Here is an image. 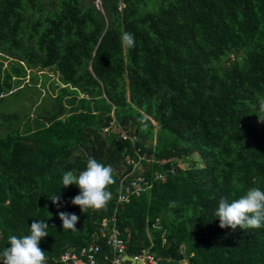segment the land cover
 I'll return each instance as SVG.
<instances>
[{
  "label": "trees",
  "instance_id": "16d2710c",
  "mask_svg": "<svg viewBox=\"0 0 264 264\" xmlns=\"http://www.w3.org/2000/svg\"><path fill=\"white\" fill-rule=\"evenodd\" d=\"M98 5L0 0V100L29 87L18 83L34 68L61 85L35 114L0 111V264L33 220L49 224L46 264H62L65 248L92 242L112 215L126 252L148 249L156 264H264V228L221 229L215 216L221 197L264 190V0ZM123 32L135 47L122 46ZM90 157L113 167L115 183L106 209L82 213L62 176ZM131 170L151 186L116 203ZM59 211L80 217L76 231L63 230Z\"/></svg>",
  "mask_w": 264,
  "mask_h": 264
},
{
  "label": "clouds",
  "instance_id": "9594fccd",
  "mask_svg": "<svg viewBox=\"0 0 264 264\" xmlns=\"http://www.w3.org/2000/svg\"><path fill=\"white\" fill-rule=\"evenodd\" d=\"M123 47H135L134 34L123 32L121 34ZM259 110L264 111V98L259 100ZM260 122H264L258 118ZM115 183L114 169L111 165L105 166L94 158L87 160L86 169L78 174L75 171H67L62 176L64 188L75 185L79 194L71 200V204L78 206L84 213L88 209H106L112 199L109 187ZM59 194L51 201L59 208ZM59 219L62 221L63 230L76 231L80 217L75 213L59 211ZM215 216L219 220L221 229L237 228H264V190L260 187H252L243 196L232 200L221 197ZM49 224L44 221L33 220L30 226V234L18 237L11 235L8 238V247L2 252V264H46V252L39 246L40 241L49 236Z\"/></svg>",
  "mask_w": 264,
  "mask_h": 264
},
{
  "label": "built area",
  "instance_id": "2783aa9c",
  "mask_svg": "<svg viewBox=\"0 0 264 264\" xmlns=\"http://www.w3.org/2000/svg\"><path fill=\"white\" fill-rule=\"evenodd\" d=\"M110 126L104 127L103 131L110 130ZM120 137L125 138L127 135L121 131ZM129 139L133 142L135 140V136L132 135ZM132 170L125 174L118 182V189L115 195L116 203L127 202L130 197L138 196L141 192L148 190L151 186V182L147 181L143 174L132 176ZM161 178L162 174L157 173L155 175V179ZM56 261L62 264L157 263L156 257L148 249H141L133 254L126 252L125 243L120 237L119 231L115 226V219L113 215L109 218H103L100 220L96 232L93 234L92 242L78 248H65Z\"/></svg>",
  "mask_w": 264,
  "mask_h": 264
},
{
  "label": "rangeland",
  "instance_id": "374dc122",
  "mask_svg": "<svg viewBox=\"0 0 264 264\" xmlns=\"http://www.w3.org/2000/svg\"><path fill=\"white\" fill-rule=\"evenodd\" d=\"M92 1L99 8L98 0ZM229 58L232 59L233 56L230 55ZM7 63L8 60H3L2 67L5 66V68H7ZM31 73L36 77L34 81H31L29 76ZM18 84H28L29 87L18 91L16 94H6L4 98L0 100V111H5L7 113L15 112L18 117H22L26 112L28 114H35L37 109L48 108L50 102L56 96L57 87L61 86L56 73L46 69L40 70L38 68H34L29 72L26 70L24 79ZM152 124L155 129V122L152 121ZM110 130L116 131V125L111 123ZM3 131L4 129L0 128V133ZM191 157L198 160L196 153H192ZM179 164L184 166L185 162H181ZM197 165H199V162ZM182 264H185L184 260L182 261Z\"/></svg>",
  "mask_w": 264,
  "mask_h": 264
}]
</instances>
